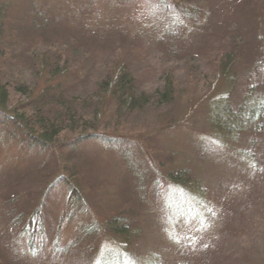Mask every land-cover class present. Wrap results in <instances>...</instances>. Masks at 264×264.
<instances>
[{
	"label": "rangeland",
	"instance_id": "374dc122",
	"mask_svg": "<svg viewBox=\"0 0 264 264\" xmlns=\"http://www.w3.org/2000/svg\"><path fill=\"white\" fill-rule=\"evenodd\" d=\"M177 1L0 0L4 73L74 45L78 104L120 68L138 94L62 152L0 127V264H264V0Z\"/></svg>",
	"mask_w": 264,
	"mask_h": 264
},
{
	"label": "trees",
	"instance_id": "16d2710c",
	"mask_svg": "<svg viewBox=\"0 0 264 264\" xmlns=\"http://www.w3.org/2000/svg\"><path fill=\"white\" fill-rule=\"evenodd\" d=\"M190 1H177L178 10L185 11L187 5H193ZM2 8L0 18L3 20ZM72 46L64 45L65 50L58 54L46 52L39 58L38 64L28 69L20 68L13 74L0 70V127L19 136L28 147L32 144L52 145L53 141H57L55 149L62 152L88 140H104L97 128V104L102 103V100L111 101L117 110L122 106L130 110L138 101L135 99L138 94L133 78L120 68L116 76H109L97 84V95L89 97L88 102L78 104L76 98L67 91L63 75L67 69L66 55L73 49ZM11 93L16 94L14 106L9 104L13 99ZM92 100L95 103H91ZM88 110L91 111V117H86ZM108 138L105 139L107 142L116 140L115 136ZM37 216L35 209L22 211L18 217L23 223L19 232L26 235L30 243L37 229ZM125 222L127 219L124 216L117 215L108 225L118 235H123Z\"/></svg>",
	"mask_w": 264,
	"mask_h": 264
}]
</instances>
